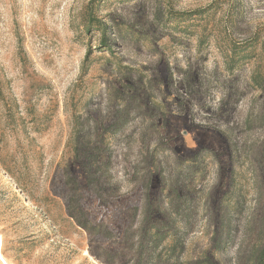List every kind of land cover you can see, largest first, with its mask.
Instances as JSON below:
<instances>
[{"label": "rangeland", "instance_id": "1", "mask_svg": "<svg viewBox=\"0 0 264 264\" xmlns=\"http://www.w3.org/2000/svg\"><path fill=\"white\" fill-rule=\"evenodd\" d=\"M0 0V264H264V0Z\"/></svg>", "mask_w": 264, "mask_h": 264}, {"label": "trees", "instance_id": "2", "mask_svg": "<svg viewBox=\"0 0 264 264\" xmlns=\"http://www.w3.org/2000/svg\"><path fill=\"white\" fill-rule=\"evenodd\" d=\"M102 0H92L90 6L100 5Z\"/></svg>", "mask_w": 264, "mask_h": 264}]
</instances>
